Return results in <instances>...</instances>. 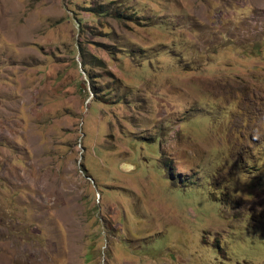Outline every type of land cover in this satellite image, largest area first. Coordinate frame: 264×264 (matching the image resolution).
Returning a JSON list of instances; mask_svg holds the SVG:
<instances>
[{"label":"rangeland","instance_id":"rangeland-1","mask_svg":"<svg viewBox=\"0 0 264 264\" xmlns=\"http://www.w3.org/2000/svg\"><path fill=\"white\" fill-rule=\"evenodd\" d=\"M0 264H264V0H0Z\"/></svg>","mask_w":264,"mask_h":264}]
</instances>
